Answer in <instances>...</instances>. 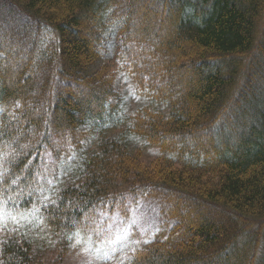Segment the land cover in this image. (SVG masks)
Listing matches in <instances>:
<instances>
[{
  "label": "trees",
  "instance_id": "16d2710c",
  "mask_svg": "<svg viewBox=\"0 0 264 264\" xmlns=\"http://www.w3.org/2000/svg\"><path fill=\"white\" fill-rule=\"evenodd\" d=\"M138 1L0 0V264H46L50 246L64 264L75 238L103 236L140 201L169 227L123 264L263 254L264 0ZM112 33L121 71L168 113L144 107L109 136L121 96L98 64ZM138 137L168 158L141 162Z\"/></svg>",
  "mask_w": 264,
  "mask_h": 264
},
{
  "label": "rangeland",
  "instance_id": "374dc122",
  "mask_svg": "<svg viewBox=\"0 0 264 264\" xmlns=\"http://www.w3.org/2000/svg\"><path fill=\"white\" fill-rule=\"evenodd\" d=\"M142 1L139 0L138 2ZM150 10L156 9L150 7ZM158 15L161 17V21H163L166 12L161 10ZM154 25L156 26V23ZM133 29L137 30L138 26L134 24ZM154 31H158V29ZM105 49L106 54L103 59L99 60L98 67L105 68L106 74H114L113 85L121 96L120 110L118 115L116 114L118 124H116V127H112L111 130L106 131L108 133L107 135L112 136L127 132L133 120V115L144 107L150 109L158 107L168 113L162 105L152 104L146 95L138 89L134 79L124 71H121L122 58L117 48L116 34L114 35L112 33L109 35ZM98 67H95L93 71L98 69ZM253 89L254 93H258L255 86ZM249 100L252 101V98H249ZM249 103L246 105L241 104L239 109L236 106V109L232 111V113H235L234 116L241 119L242 112L243 110H247ZM241 106H243L242 111ZM220 130H222L221 127L215 129L213 133H219ZM96 145V138L89 135L84 141L82 151L90 153L96 149ZM130 146L143 163H150L158 157L168 158L167 155L161 154L155 145H150L148 141L141 137L132 138L130 140ZM72 165L71 163L70 167ZM206 216L212 221L225 219L216 214V212L213 213L211 211H207ZM17 221L26 224V220L17 219ZM1 223L2 220H0ZM168 224L151 204L140 201L131 209L126 221L116 224L115 229L110 228L103 236L97 237L90 235L85 238H75L65 255L63 260L64 264H123L135 249L146 247L156 241L161 233H165L164 230L169 227ZM1 227L0 225V249L4 236V229ZM250 238L251 235L245 237L244 242ZM241 245L242 242H239L238 247L243 248ZM56 248V246L55 248L53 246L46 248V254L43 256L46 264H54L57 254ZM246 250L251 253V249L246 248ZM263 255L264 252L262 255H259L260 258L258 257L255 264H264Z\"/></svg>",
  "mask_w": 264,
  "mask_h": 264
}]
</instances>
